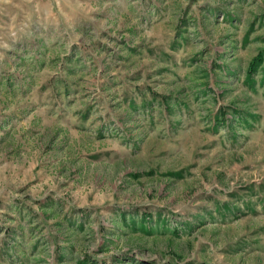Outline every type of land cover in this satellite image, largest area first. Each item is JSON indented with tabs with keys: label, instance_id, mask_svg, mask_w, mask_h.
<instances>
[{
	"label": "rangeland",
	"instance_id": "obj_1",
	"mask_svg": "<svg viewBox=\"0 0 264 264\" xmlns=\"http://www.w3.org/2000/svg\"><path fill=\"white\" fill-rule=\"evenodd\" d=\"M0 264H264V0H0Z\"/></svg>",
	"mask_w": 264,
	"mask_h": 264
}]
</instances>
